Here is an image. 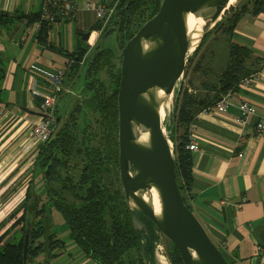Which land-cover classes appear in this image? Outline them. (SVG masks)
I'll list each match as a JSON object with an SVG mask.
<instances>
[{"label":"trees","instance_id":"16d2710c","mask_svg":"<svg viewBox=\"0 0 264 264\" xmlns=\"http://www.w3.org/2000/svg\"><path fill=\"white\" fill-rule=\"evenodd\" d=\"M44 2L45 0L38 10L27 14H0V33L2 28H8L15 19L24 20L27 26L38 24L37 42L51 46L48 37L53 26L68 22L69 19H55L53 22L43 20ZM127 2L128 0H108L107 6H114L113 16L107 22L97 20L88 30L99 32L100 41H96L93 46H89L87 42L79 43L75 51L66 52L69 61L64 66L63 83L65 78L81 75L83 70L79 92L82 98L75 101L76 96L73 97L56 136L39 145L35 152L31 171L33 177L25 190L24 199L9 220L20 211L21 214L0 234V264H23L27 218L31 220V234L26 264L46 249L61 251L64 248L65 241L48 231L51 221L47 204L64 219L69 240L95 263L154 264L158 230L141 214L139 217L146 232L133 227L119 179L117 90L121 57L117 46L112 48L106 45V40L115 35L118 25L116 13H119L122 22L119 42L124 46L157 13L161 0H133L123 10ZM263 9L264 0H251V5L230 8L214 25L213 30L203 35L196 50L187 58L182 78L184 81L191 71L194 74L212 75V80L201 83V95L192 91L190 80L188 84L182 82L177 89L175 110L171 112L169 125L165 126L173 145L177 187L184 204L197 219L191 203L194 197V176L191 152L187 149L190 126L198 114L213 109L223 96L240 88L242 79L260 70V58L246 47L234 43L231 35L245 16L257 15ZM109 27H112L111 32L103 37ZM217 30L226 36L228 55L226 67L219 73L202 65L203 56L193 65L194 58ZM4 76L5 72L0 66V82ZM55 116L58 125L63 114H59L55 108ZM36 172L45 189L44 198L34 193L33 180ZM20 224L19 233L10 234ZM210 239L225 260L233 264L222 247L211 237ZM60 253H52L51 256ZM168 257L171 264H183L172 243L168 249Z\"/></svg>","mask_w":264,"mask_h":264},{"label":"crops","instance_id":"0c3cea01","mask_svg":"<svg viewBox=\"0 0 264 264\" xmlns=\"http://www.w3.org/2000/svg\"><path fill=\"white\" fill-rule=\"evenodd\" d=\"M43 1L0 0V11L27 14L38 10ZM97 20L91 10H80L69 20L75 23L78 36L70 49L61 44L56 47L50 41V34L64 22L53 26L48 37L49 47L37 42V24L27 26L24 20L15 19L8 28H2L6 34H0V66L5 72L0 82V200L7 201L0 202V234L11 225V220L5 218L12 213L16 200L21 203L25 196V189L14 192L11 184L18 180L19 184L25 183L32 175L30 172L25 176L23 172L35 155L30 154L25 139L39 114L40 98L36 99L33 89L46 92V74L65 66L69 61L66 52L75 51L79 43H83L78 33L88 31ZM93 34L91 43L94 44L98 32L92 31ZM231 39L249 49L260 58L258 65L264 66V9L257 15L245 16L232 32ZM63 87L68 92H63L59 98L72 92L67 78ZM242 100L256 111V115H248L245 125L238 121ZM262 119L264 121V77L248 88L231 93L226 111L201 112L190 126L189 138L194 139L197 147L191 152L192 207L207 234L222 247L233 264H264V135L255 129V124ZM19 227L17 225L10 234ZM48 231L60 238L51 224ZM60 239L65 241L61 251L46 249L37 256V262L32 260L29 264H97L69 240L68 229ZM58 252L61 253L51 256Z\"/></svg>","mask_w":264,"mask_h":264},{"label":"water","instance_id":"95a60500","mask_svg":"<svg viewBox=\"0 0 264 264\" xmlns=\"http://www.w3.org/2000/svg\"><path fill=\"white\" fill-rule=\"evenodd\" d=\"M133 0H128L123 10ZM229 0H161L157 13L147 20L121 46V19L115 31L120 54V79L117 90L118 106V169L124 197L136 230L146 227L139 214L148 218L158 232L177 249L183 264H229L211 241L203 225L184 204L176 184L173 145L159 121V105L173 95L175 110L177 82L183 75L189 54L188 38L180 34L188 14L203 20V35L216 24L228 9ZM6 12L0 11V14ZM109 27L104 36L111 32ZM91 32H81L79 40L88 42ZM192 52V53H193ZM159 92L163 95L159 96ZM79 93V92H78ZM156 104L147 110L143 105ZM67 111L55 127V137ZM148 133L149 142L141 145L136 138ZM152 189L161 204V214L155 215L144 195ZM31 220L25 221L23 264L27 262ZM143 253V251H142Z\"/></svg>","mask_w":264,"mask_h":264},{"label":"rangeland","instance_id":"374dc122","mask_svg":"<svg viewBox=\"0 0 264 264\" xmlns=\"http://www.w3.org/2000/svg\"><path fill=\"white\" fill-rule=\"evenodd\" d=\"M243 4L251 5V0H237V2L233 6L229 7L224 12V14L221 16L219 21L229 12L230 8H234V7L238 8ZM61 24H62V26L58 30H56V32H52L50 34V41L56 47L59 44H61L64 48L70 49L74 45V43H76V40L78 37L75 23L73 21H68V22H64ZM214 25H211L206 32L212 31ZM0 34H6V31L4 29H2V32ZM225 40H226V36L224 34H222L219 30L215 31L210 36L206 45L200 50L199 54L194 58L193 65L196 61H198L200 59L201 56H203L204 58L202 61V65L210 68V71H212V72L214 71V72L219 73L222 70H224L226 67V64L228 62V55H227ZM96 41H98V42L100 41L99 32H98ZM106 45H108L112 48L116 47L115 35H112V36L107 38ZM82 73H83V70H81V75H78L77 77L71 76V77L67 78L68 82L70 83L71 89H72V92H71L72 94L71 93L70 94L65 93L60 98H58L57 104H56V109H57V112L59 114L60 113L63 114L65 112V110L71 105L73 97L75 96L76 93H78L79 89L81 88L82 81H83ZM182 77H183V75H182ZM182 77L177 82L176 88H178L182 82H184V84H188V82L190 80L191 84H192V91L195 90L196 94H198V95L202 94L201 83L202 82H208V81L212 80V75H204L202 73L194 74V72H191V71L187 74V77L184 79V81H183ZM3 97H6V94H3ZM171 97L172 98H171V101L169 104V108L166 112V118L164 119V121L162 123V126L164 128H165V126L169 125V122H170L173 95ZM81 98H82V96L77 95L75 101H79ZM165 133H166V135H168L166 128H165ZM30 151H31L30 152L31 155L35 154L34 150H30ZM34 157H35V155L32 157V161L29 163V165H27V168L23 172V175L25 174V176H28L30 174V172L32 171ZM32 177H33V175H31V177H29V178L32 179ZM22 179H21V181H22ZM30 179H28V181L26 180L27 182H25V183L21 182L20 184H19V182H18L19 180H18L16 183L11 184V188L14 189V192H18V193H19V191L22 190V188L26 190V188H27L26 186L29 184ZM12 189H10V190H12ZM33 189H34V193L37 196L44 198L45 189L43 187V184H42V181L40 179V175L38 174V172H36V174L34 176ZM5 201H7V200H3V199L0 200L1 203H4ZM16 202H17V204L15 205L12 213L19 206L20 200H16ZM46 207L48 210H50L49 216H50V221H51V226H52L53 231L56 232L60 238L65 237V231L67 230V226L64 222V219L62 218V216L60 215V213L57 210L50 209V204H47ZM12 213L10 215L6 216L5 219H7V221L9 218L12 217L11 216ZM20 214H21V212L19 214H16L11 219L10 224H12L14 221H16V219H18ZM20 228H21V224L15 233H17V232L19 233ZM64 240L67 241L66 238H64ZM170 243L171 242L167 238H165L162 234H160L158 232V241H157V243L155 245V249H154V264H158L159 256L163 258V260L165 261L166 264H171L169 257H168V249L170 248ZM42 254L43 253L41 252L39 255H42ZM33 261L37 262V256L34 258ZM31 263H32V261H31Z\"/></svg>","mask_w":264,"mask_h":264},{"label":"built area","instance_id":"2783aa9c","mask_svg":"<svg viewBox=\"0 0 264 264\" xmlns=\"http://www.w3.org/2000/svg\"><path fill=\"white\" fill-rule=\"evenodd\" d=\"M108 0H101L100 2H93L89 0H45L42 6V18L45 21L53 22L55 19L63 21L65 19H73L75 14L80 10L94 11L98 20L107 22L114 13V6H107ZM39 27V25H36ZM89 46L93 43L88 41ZM65 77V67L54 69L52 72L46 74L44 78V85L46 92L39 93L33 89V95L40 98L39 114L37 120L31 126L26 135V147L29 150L36 152L39 145L45 143L52 135L57 122L55 116L56 103L59 96L63 92H68L63 87V79ZM264 77V66L256 73L242 79L240 88H248L254 82L261 80ZM223 96L221 100L213 107V110L226 111L229 105V96ZM240 116L238 121L246 124L248 115H256L255 109L245 100L239 105ZM257 132L264 135V121L260 120L255 124ZM187 149L190 152H195L197 147L193 138H189Z\"/></svg>","mask_w":264,"mask_h":264},{"label":"bare ground","instance_id":"6f19581e","mask_svg":"<svg viewBox=\"0 0 264 264\" xmlns=\"http://www.w3.org/2000/svg\"><path fill=\"white\" fill-rule=\"evenodd\" d=\"M237 0H229L227 4V8L233 6ZM204 22L201 18L196 17L193 14H188L186 18L185 25H182L179 29L180 34L183 35L184 37L188 38L189 44H190V49H189V54H191L198 44V41L201 37L202 34V26ZM93 35L89 38V41H93ZM163 93L159 92V96H162ZM170 95L165 102L159 105V110H158V116H159V121L162 125L164 119L166 118V112L169 108V104L171 101ZM157 103L155 104H148V105H143L147 110H150L151 108L155 107ZM163 132L165 133V128L162 126ZM136 142L141 144V145H147L149 142V136L148 133H141L137 138ZM145 201H147L152 210L154 211L155 215L159 216L161 214V204L158 201L157 193L154 189H152L148 194L144 195ZM158 264H166L165 261L163 260L162 257L159 256Z\"/></svg>","mask_w":264,"mask_h":264}]
</instances>
